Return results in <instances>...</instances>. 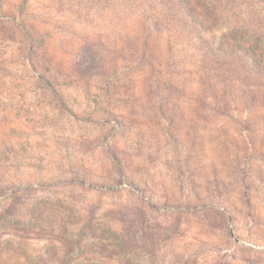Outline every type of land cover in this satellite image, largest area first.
<instances>
[{"label": "rangeland", "instance_id": "obj_1", "mask_svg": "<svg viewBox=\"0 0 264 264\" xmlns=\"http://www.w3.org/2000/svg\"><path fill=\"white\" fill-rule=\"evenodd\" d=\"M126 2L0 0V264H264V0Z\"/></svg>", "mask_w": 264, "mask_h": 264}, {"label": "trees", "instance_id": "obj_2", "mask_svg": "<svg viewBox=\"0 0 264 264\" xmlns=\"http://www.w3.org/2000/svg\"><path fill=\"white\" fill-rule=\"evenodd\" d=\"M135 4L136 5H134V3L126 2V4H124V5L125 6L128 5L126 12H132V11L136 12V7H139V9L141 10V15L140 16H141L142 21H143V28H144L143 35H144V38H145V36L146 37L148 36V33L150 31V26H149L150 20H149V17L151 18L154 15V13H149V12H152V9L154 8V6H151V4L148 5L146 3V0H139V2H137ZM24 6H25V3L20 4V6L18 7V11H17L18 15H22L23 10H24ZM162 6H163L162 9L165 10L166 14L164 15L163 18H161V20L164 23L166 22L167 24L170 25V24H172L171 22H173L172 21L173 17L172 16L168 17V15H169L168 13L170 12V10L165 5H162ZM119 11H121V9H119ZM155 11H156V9H155ZM3 18H6L7 20H11V22H13L15 27L20 28L21 30L25 31V26H24L20 16L15 17V18H11V17H8V16H3ZM212 55H213V57H216L217 60L223 59L222 61H226L225 55H227V54H218V53L215 54L213 52ZM233 55L234 54L229 53L227 58H229V56H233ZM231 59L232 58H229L228 60H231ZM38 78H39V76H38Z\"/></svg>", "mask_w": 264, "mask_h": 264}]
</instances>
